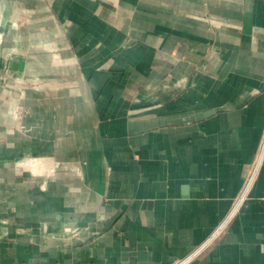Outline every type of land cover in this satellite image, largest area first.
Returning a JSON list of instances; mask_svg holds the SVG:
<instances>
[{
  "label": "crops",
  "instance_id": "1",
  "mask_svg": "<svg viewBox=\"0 0 264 264\" xmlns=\"http://www.w3.org/2000/svg\"><path fill=\"white\" fill-rule=\"evenodd\" d=\"M188 258L264 264V0H0V264Z\"/></svg>",
  "mask_w": 264,
  "mask_h": 264
},
{
  "label": "built area",
  "instance_id": "2",
  "mask_svg": "<svg viewBox=\"0 0 264 264\" xmlns=\"http://www.w3.org/2000/svg\"><path fill=\"white\" fill-rule=\"evenodd\" d=\"M251 181H252V177L250 176L248 178L244 188H243V191H242L241 195L238 197L237 202H239V203L243 202V197L245 196L246 191L248 190L249 186L251 185ZM189 261H190V259L188 258V259H185V260H182V261H176L173 264H188Z\"/></svg>",
  "mask_w": 264,
  "mask_h": 264
},
{
  "label": "rangeland",
  "instance_id": "3",
  "mask_svg": "<svg viewBox=\"0 0 264 264\" xmlns=\"http://www.w3.org/2000/svg\"><path fill=\"white\" fill-rule=\"evenodd\" d=\"M11 1H12V3H13V0H11ZM13 10H14V9H13V6H12L11 9H10V12H11V11L13 12ZM241 203H242V202H241ZM241 203H239V202L236 201L235 206L240 205Z\"/></svg>",
  "mask_w": 264,
  "mask_h": 264
}]
</instances>
